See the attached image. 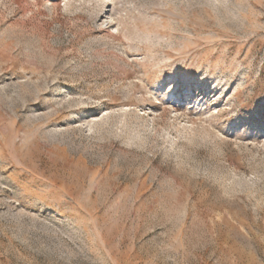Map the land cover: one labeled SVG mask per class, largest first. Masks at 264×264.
<instances>
[{"label": "rangeland", "instance_id": "1", "mask_svg": "<svg viewBox=\"0 0 264 264\" xmlns=\"http://www.w3.org/2000/svg\"><path fill=\"white\" fill-rule=\"evenodd\" d=\"M0 264H264V0H0Z\"/></svg>", "mask_w": 264, "mask_h": 264}]
</instances>
